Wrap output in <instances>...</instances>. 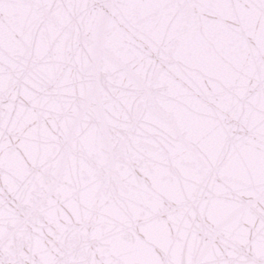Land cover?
Listing matches in <instances>:
<instances>
[{"label": "snow or ice", "instance_id": "snow-or-ice-1", "mask_svg": "<svg viewBox=\"0 0 264 264\" xmlns=\"http://www.w3.org/2000/svg\"><path fill=\"white\" fill-rule=\"evenodd\" d=\"M0 264H264V0H0Z\"/></svg>", "mask_w": 264, "mask_h": 264}]
</instances>
